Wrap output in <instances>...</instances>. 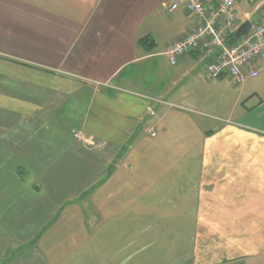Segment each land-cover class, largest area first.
I'll return each instance as SVG.
<instances>
[{
	"label": "crops",
	"instance_id": "1",
	"mask_svg": "<svg viewBox=\"0 0 264 264\" xmlns=\"http://www.w3.org/2000/svg\"><path fill=\"white\" fill-rule=\"evenodd\" d=\"M164 2L0 0V264H264V62L243 85L208 77L218 49L172 65L199 19ZM64 155L88 180L58 201L26 157Z\"/></svg>",
	"mask_w": 264,
	"mask_h": 264
},
{
	"label": "built area",
	"instance_id": "2",
	"mask_svg": "<svg viewBox=\"0 0 264 264\" xmlns=\"http://www.w3.org/2000/svg\"><path fill=\"white\" fill-rule=\"evenodd\" d=\"M241 0H219L210 5L204 0H165L163 6L169 12L184 7L187 12L199 19L197 26L188 34L171 42L165 54L172 65L179 58L192 51L209 52L219 50V56L206 66V73L211 79L229 77L235 84L243 85L248 79L259 74L257 66L264 62V17L260 23L253 24L250 31L232 41L236 30L243 23L239 19L238 5ZM253 3L255 0H247ZM161 103L174 106L168 102ZM150 113H154L151 108ZM147 132L156 135L153 128ZM75 137L87 146L99 145L93 138H87L82 132Z\"/></svg>",
	"mask_w": 264,
	"mask_h": 264
},
{
	"label": "rangeland",
	"instance_id": "3",
	"mask_svg": "<svg viewBox=\"0 0 264 264\" xmlns=\"http://www.w3.org/2000/svg\"><path fill=\"white\" fill-rule=\"evenodd\" d=\"M49 130L50 131L46 132V135L53 132L52 131L53 129L50 128V126H49ZM89 147L96 148L97 145L89 146ZM64 157H65V155L62 157L60 156L58 158V160L61 163H64V166L57 169L55 172H51V168L49 167V165L53 161L57 160L56 158H50V157H46V156H43L40 158L39 157H36V158L26 157V162H27L26 165L27 166H29L30 164L36 165L37 174H38L40 181H39V179H37V180H35V182H36V184H40V186L42 187L41 192L43 193V196H45L46 194H50V192H51L50 185H52V187H56V186L60 185L59 189L58 188L56 189L55 195H53V197H56V196L58 197V201L61 200V197L63 195H64L63 198H65L66 197L65 195H67V192L72 191L75 188L81 187L88 180L86 174H82L81 172L76 173L73 171L72 168L67 167L68 164L65 163ZM50 160H52V161H50ZM72 163H75V162H73V160H71L69 162V164L71 165ZM26 177L28 180V177H29L28 174L26 175ZM13 179L17 180V176H15L14 174H10V178L8 177V181H10L9 184H13V182H12ZM31 181H33V180H31ZM87 185L88 184H86V187H89ZM46 204H51V205H49V207H50V210L52 212L57 210V207H58V210L60 211V209L62 207L61 204H58V206H56L55 204H53L51 202H49V203L44 202L43 205L41 206L42 212L46 208V206H47ZM42 222L44 223V219ZM46 223H44L43 225H46Z\"/></svg>",
	"mask_w": 264,
	"mask_h": 264
},
{
	"label": "water",
	"instance_id": "4",
	"mask_svg": "<svg viewBox=\"0 0 264 264\" xmlns=\"http://www.w3.org/2000/svg\"><path fill=\"white\" fill-rule=\"evenodd\" d=\"M251 27H252V22L250 20H246L245 22H243L241 26L236 30L232 38V41L237 39L240 35L248 33Z\"/></svg>",
	"mask_w": 264,
	"mask_h": 264
},
{
	"label": "trees",
	"instance_id": "5",
	"mask_svg": "<svg viewBox=\"0 0 264 264\" xmlns=\"http://www.w3.org/2000/svg\"><path fill=\"white\" fill-rule=\"evenodd\" d=\"M139 44L147 46L149 49L155 46V43L149 37H144L140 39Z\"/></svg>",
	"mask_w": 264,
	"mask_h": 264
}]
</instances>
